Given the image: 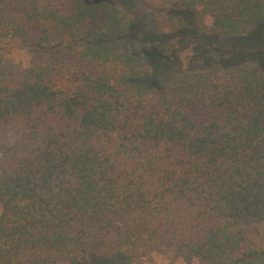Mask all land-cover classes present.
Segmentation results:
<instances>
[{"label": "trees", "instance_id": "trees-1", "mask_svg": "<svg viewBox=\"0 0 264 264\" xmlns=\"http://www.w3.org/2000/svg\"><path fill=\"white\" fill-rule=\"evenodd\" d=\"M163 6L0 0V264H264V0Z\"/></svg>", "mask_w": 264, "mask_h": 264}, {"label": "rangeland", "instance_id": "rangeland-1", "mask_svg": "<svg viewBox=\"0 0 264 264\" xmlns=\"http://www.w3.org/2000/svg\"><path fill=\"white\" fill-rule=\"evenodd\" d=\"M115 2L116 5L120 6V7H126L128 9V11L130 12V16H132V18H141L143 20V18H145V16L148 13H153V12H157V13H161L163 11V0H139L140 1V5H133V6H127L126 4L120 2L119 0H112ZM192 19V18H191ZM193 23L195 24V26L197 27V30L199 31V34L201 36L202 32H206V29L199 24L195 19H192ZM194 36L197 37V34H194ZM177 42V39H173L170 41V43H168L166 46L170 47L173 45V43ZM9 45V48L11 49V53L14 55H17L19 52L21 54L22 52V56L23 58H26V53L25 51L22 49L24 46V42L22 40H10L9 42H7ZM171 48V47H170ZM187 49H183L182 51V56H183V61L185 66H187L186 61L187 58L186 56L191 53V49L192 46L189 45L187 47H185ZM149 264H179L178 262H176L175 259V254L172 250H169L165 253H155L153 254Z\"/></svg>", "mask_w": 264, "mask_h": 264}, {"label": "water", "instance_id": "water-1", "mask_svg": "<svg viewBox=\"0 0 264 264\" xmlns=\"http://www.w3.org/2000/svg\"><path fill=\"white\" fill-rule=\"evenodd\" d=\"M119 1H121V2L124 3V4H127V1H128V0H119ZM131 1H133V2L136 3L137 5H140V1H139V0H131Z\"/></svg>", "mask_w": 264, "mask_h": 264}, {"label": "flooded vegetation", "instance_id": "flooded-vegetation-1", "mask_svg": "<svg viewBox=\"0 0 264 264\" xmlns=\"http://www.w3.org/2000/svg\"><path fill=\"white\" fill-rule=\"evenodd\" d=\"M120 2H121V1H120ZM135 4H136V3H134L133 1L128 0L126 5L130 7V6H133V5H135Z\"/></svg>", "mask_w": 264, "mask_h": 264}]
</instances>
